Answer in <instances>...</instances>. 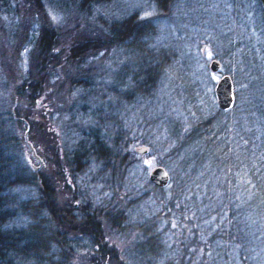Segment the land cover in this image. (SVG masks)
<instances>
[{
	"label": "trees",
	"instance_id": "obj_1",
	"mask_svg": "<svg viewBox=\"0 0 264 264\" xmlns=\"http://www.w3.org/2000/svg\"><path fill=\"white\" fill-rule=\"evenodd\" d=\"M52 1L82 17L113 0ZM148 1L154 4L150 16H140L136 10L121 18L93 14L102 38L75 42L63 50L55 45V28L48 25L40 0L27 1L34 9L20 34V22L9 18L5 41L16 44L26 33L28 65L24 78L13 86L10 83L18 77L14 68H8V75L1 68L0 264H72L74 251L81 248L87 251V264H125L116 259L115 246L108 248L101 237L103 225L121 235L131 233L124 253L128 264H264V94L255 95L251 110L248 104L254 116H242L238 93H233L229 109L211 107L203 114L187 84L183 92L189 95L177 94L188 104L184 119L168 116L161 123L167 132L162 141L167 150L157 163L170 171L167 186L146 180L134 197L126 193L121 200L115 191L106 207H92L72 194L74 172L91 167L114 182L131 167L132 158L123 151L131 140L118 110L153 98L176 60L174 48L152 42L159 28L155 19L168 18L177 0ZM13 2L16 0H0V28H5L3 17L17 13ZM90 51L91 56L101 52L96 60L99 64L105 60L112 74L108 82L87 88L86 81L76 77L65 83L69 89L80 90V99L84 92H96L98 107L91 111L86 127L79 128L81 137L74 148L62 153V159L56 158L53 168L43 161L45 166L34 172L19 157L16 124L27 127V139L39 141L43 149L56 145L49 123L31 119L42 106L39 94L44 69L80 62ZM8 53L0 40V60ZM19 102L26 103L21 113ZM133 141L149 148L153 144L145 137ZM51 153L56 155L55 149ZM21 187L30 188L33 194L18 197L12 190ZM146 196H151L155 210L124 223L122 204H137ZM102 209L104 213H100Z\"/></svg>",
	"mask_w": 264,
	"mask_h": 264
},
{
	"label": "rangeland",
	"instance_id": "obj_2",
	"mask_svg": "<svg viewBox=\"0 0 264 264\" xmlns=\"http://www.w3.org/2000/svg\"><path fill=\"white\" fill-rule=\"evenodd\" d=\"M27 1L29 0L13 2L17 5L16 17L13 15L7 16L8 18L3 17L5 28H0L1 43L9 52L8 56L4 54V58L0 60V77H2L1 68L3 71L6 70L8 75V72L10 73L8 68L11 66L18 75L10 86L25 76L28 65L26 51L28 46L23 39L26 33L16 44L11 45L5 41L10 29L7 27H9L10 19L19 21L22 27L18 28L17 33L22 32L25 24L31 20L29 11L32 14L34 9ZM40 2L48 25L55 28L54 40L58 50H63L75 42L102 38L101 28H97L98 24L92 16L93 14L96 16L97 12L114 18H121L134 10L139 12L140 16H150L154 13V4L148 0H113L103 8L93 9L91 15L82 17H75L71 10L57 6L52 0H40ZM155 22L159 28L152 44L174 48L177 52L176 60L153 98L138 104L123 105L118 110L122 127L125 133H129L127 136L131 140L127 147L123 148V151L132 158L131 167H127L128 170H125L119 178H114L115 183L105 175L106 173L103 174L102 171L91 167L73 173L76 187L72 194L79 201H89L92 207H106L111 194H115V191L119 193L118 198L124 200L126 197L123 194L127 193L131 198L135 196L134 191L136 192L137 189L140 191L143 188L145 181L148 180L147 173L153 166L159 165L158 158H161L167 150V147L162 145L167 132L161 123L168 116L183 120L186 115L188 104L178 99L177 94L182 93L187 97L189 94L183 92L187 84L193 88V94L197 96V103L203 114L208 113L211 107H216L212 88L221 74H227L230 77L232 91L238 93V110L243 113L242 116H254L255 114L250 111L255 106L254 97L264 94V20L257 0H177L168 18H156ZM100 53L91 56L90 51L80 62L66 63L63 68L48 66L50 69L48 67L44 69V81L40 87L42 93L39 94L42 106L35 110L31 119L35 123H49L51 131L56 135L54 141L56 145L44 147L45 151L39 141L31 140V144L37 145L35 148L37 154L50 167L57 165L55 159H62V153L74 148V143L81 137L79 128L86 127L91 120V111L98 107L97 99L93 96L96 92H84V96L80 99L79 96L77 97L80 90L69 89L65 82L68 78L79 77L82 82L86 81L87 88L92 85L97 87L103 80L108 82L112 74L104 65L105 60L102 64L97 62L96 59ZM211 59L219 62L218 73L209 71L208 65ZM52 83H55L58 88H55ZM10 86H8L9 89ZM50 93H52L53 101L49 98ZM1 94L0 88V96ZM248 104L251 106L250 110H248ZM17 105L20 113L23 112V106L26 103L19 102ZM243 108L248 112H243ZM68 120H72V123L76 125L69 126L72 123H66ZM25 129L26 127L24 128L21 123L16 124L17 136L21 138ZM135 137L151 139L152 147L133 141ZM20 138L19 157L28 168H31L29 162L34 165L36 162L30 158L29 151ZM135 146L146 147V152L136 153ZM52 148L55 149L56 155L51 153ZM165 169L170 175L169 169ZM12 191L21 198H28L33 194V190L26 187ZM154 204L151 196H146L137 204L131 203L130 206L128 203L122 204L120 212L124 217V223L130 222L137 215H146L149 210H155L156 207H152ZM104 212L105 210L102 209L100 213ZM101 222L104 223V220ZM102 230L101 237L108 248L110 246L116 248L118 256L116 259L120 258L128 264L129 259L124 253L129 245L131 233L121 235L108 228L106 230L104 225ZM86 252L85 248L74 251L72 264H87ZM228 264L234 263L228 262Z\"/></svg>",
	"mask_w": 264,
	"mask_h": 264
},
{
	"label": "water",
	"instance_id": "obj_3",
	"mask_svg": "<svg viewBox=\"0 0 264 264\" xmlns=\"http://www.w3.org/2000/svg\"><path fill=\"white\" fill-rule=\"evenodd\" d=\"M257 1L262 9V17L264 20V0ZM208 68L210 72L218 73L220 71V64L217 60L211 59ZM212 92L215 105L219 110H227L231 107L234 98L231 79L227 74H221L219 76L213 85ZM21 121L26 125V122L23 119H21ZM23 141L27 150L29 151L30 158L36 162V165H34L33 169H39L44 163L42 158L36 153L31 142L27 139V127L23 132ZM134 151L136 153L144 154L146 152V147L135 146ZM147 179L150 183L158 187H164L169 184V175L166 169L161 165L153 166L147 173Z\"/></svg>",
	"mask_w": 264,
	"mask_h": 264
},
{
	"label": "flooded vegetation",
	"instance_id": "obj_4",
	"mask_svg": "<svg viewBox=\"0 0 264 264\" xmlns=\"http://www.w3.org/2000/svg\"><path fill=\"white\" fill-rule=\"evenodd\" d=\"M30 163V166L33 168L34 167V164L33 163H31V162H29ZM34 170V169H33ZM39 171V169H37V170H34V172H38ZM36 177H37V175H36ZM66 180H67V178H66ZM68 180H70V178H68ZM72 180V179H71ZM74 205H76V203H74Z\"/></svg>",
	"mask_w": 264,
	"mask_h": 264
}]
</instances>
